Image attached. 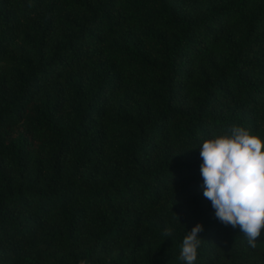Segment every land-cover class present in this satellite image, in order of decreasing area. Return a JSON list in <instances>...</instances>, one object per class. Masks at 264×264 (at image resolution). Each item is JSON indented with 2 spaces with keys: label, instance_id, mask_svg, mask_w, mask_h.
Returning <instances> with one entry per match:
<instances>
[{
  "label": "trees",
  "instance_id": "1",
  "mask_svg": "<svg viewBox=\"0 0 264 264\" xmlns=\"http://www.w3.org/2000/svg\"><path fill=\"white\" fill-rule=\"evenodd\" d=\"M233 124L264 141V0H0V264H184L196 223L195 264H264L203 196Z\"/></svg>",
  "mask_w": 264,
  "mask_h": 264
},
{
  "label": "clouds",
  "instance_id": "2",
  "mask_svg": "<svg viewBox=\"0 0 264 264\" xmlns=\"http://www.w3.org/2000/svg\"><path fill=\"white\" fill-rule=\"evenodd\" d=\"M195 148L202 158L203 196L211 202L215 218L238 227L255 247L264 229V141L249 128L233 124L224 132L212 131ZM202 230L196 223L186 231L179 255L184 264H195ZM162 234L171 237L173 229L165 227Z\"/></svg>",
  "mask_w": 264,
  "mask_h": 264
}]
</instances>
